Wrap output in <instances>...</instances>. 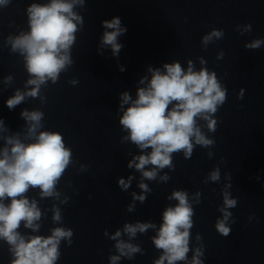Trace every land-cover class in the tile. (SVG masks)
<instances>
[{
	"label": "clouds",
	"instance_id": "1",
	"mask_svg": "<svg viewBox=\"0 0 264 264\" xmlns=\"http://www.w3.org/2000/svg\"><path fill=\"white\" fill-rule=\"evenodd\" d=\"M10 2L0 0V7H6ZM84 4L85 0H49L47 3H30L27 6V31L5 38L10 52L18 53L23 58V66L28 74L24 90L16 89L4 102L10 111L29 98L39 99L41 105L45 104L47 98L42 89L47 88L49 82L55 85L61 74L73 65L72 48L76 33L81 31L84 23L83 17L75 9ZM101 24L105 31L100 39L98 53L103 55L100 49L110 48L112 56L118 57L123 48L118 38L126 33V27L122 26L118 16L103 20ZM236 30L243 35L251 32V25H237ZM223 37L222 29L213 28L203 35L201 44L206 49L209 44ZM262 45L264 39L256 38L245 43L244 47L255 50ZM223 56L224 52L221 51L217 59ZM198 61L199 69L191 59L187 61L186 68L177 60L164 63L163 70L150 66L147 71L151 75L139 80V85L143 86L137 87L135 98L128 91L119 94L118 111L122 112L119 125L127 133L121 142L130 141L140 150V154L133 156L127 164L128 168L141 173L138 187L142 194L137 196L132 193L134 201L145 202L143 193L151 192L144 180H156L158 173L165 168L170 171L175 169L174 154L182 153L185 159H190L197 146L206 149L215 146V140L209 133L217 129L216 113L227 100V88L216 72L206 67L207 61L203 57H198ZM118 67L119 71H125L123 65ZM12 80V76H6L4 83L10 84ZM68 83L75 86L79 81L71 79ZM244 92L241 88L237 99H242ZM44 116V112L38 108L23 109L20 117L25 125L22 131L17 132H12L0 118V240L9 246L12 257L10 264H56L61 255V241L69 246L72 244L73 230L63 226L52 228L48 236L25 235L19 231L21 225L33 233L40 229L38 221L41 220L42 212L38 201L27 195L30 190L38 189L41 199L53 198L61 204H66L69 199H60L58 185L69 166L75 163L72 150L60 132L44 130ZM207 156L211 159L213 152L208 151ZM86 170V165L80 166V171ZM227 178L230 179V175ZM132 179V176L127 181L120 177L117 184L122 190H127ZM159 179L167 182L170 177L165 173ZM255 179L259 180V177ZM209 181H220L218 166L208 173L203 182L207 184ZM228 187L230 185H225V189ZM200 195V192L196 193V204L201 202ZM222 196L223 204L218 209L222 216L217 218L215 229L227 237L232 230L230 224L235 222L230 209L237 206V199L232 198L227 190H222ZM168 199L177 203L165 208L158 229L150 222L125 223L122 230L118 229L112 235L105 229L104 236L115 241L114 247L118 253L109 257V264H118L122 257L131 260L136 253L143 254L139 245L129 241L137 233L143 234L149 229L156 230L151 241L160 250L159 258L153 264H204V245L199 233L195 237L199 246L190 247L195 212L187 191L174 190ZM128 210L132 211L133 206L129 205ZM51 211L53 222L62 224L61 208L53 204ZM122 235H127L129 241L122 239ZM190 251L191 259L188 256Z\"/></svg>",
	"mask_w": 264,
	"mask_h": 264
}]
</instances>
